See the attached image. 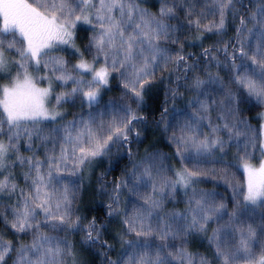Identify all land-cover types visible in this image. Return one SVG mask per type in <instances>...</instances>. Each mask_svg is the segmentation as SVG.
Listing matches in <instances>:
<instances>
[{"label":"snow or ice","instance_id":"obj_1","mask_svg":"<svg viewBox=\"0 0 264 264\" xmlns=\"http://www.w3.org/2000/svg\"><path fill=\"white\" fill-rule=\"evenodd\" d=\"M141 3L0 0V81H7L0 83V264H81L67 240L74 231L83 232L81 247L87 245V250L114 247L103 235L108 227L95 218L84 225L76 214L80 187L60 179L90 170L113 147L125 150L131 171L114 180L110 189L103 176L98 181L100 194L108 196L107 223L122 216L117 233L121 254L112 260L105 251V264H264V251L259 257L253 252L251 227L246 235L241 233L234 250L227 245L229 234L223 226L208 235L210 222H219L226 205L197 190L202 170L183 168L168 176L159 153H146L136 161L130 147L141 142L140 129L148 121L142 114L146 97L153 98V111L161 117L156 123H165L167 131L166 105L191 92L188 103L194 111L174 141L178 149L192 148L198 155L224 153L234 142L236 159L248 173L243 199L264 208V163L259 168L248 163L250 148L264 157V131L256 133L239 108L253 101L264 105V0H203L199 12L193 0H160L155 13ZM181 9L186 23L179 19ZM78 25L88 26L81 30L91 33L85 45L90 60L77 46ZM230 28L235 35L225 39ZM192 30L193 43L202 42L206 33L218 39L208 47L201 43L199 54L189 52L184 34ZM68 48L78 54L77 63L62 55ZM213 67L228 69L227 83ZM114 74L126 90L122 99L130 103L110 101L101 110V93ZM41 82L47 86H38ZM56 82L73 86L57 93ZM161 89L163 108L156 102ZM75 97L82 98V111L67 120L60 109ZM259 118L264 120V112ZM203 121L210 131L197 134L192 125L199 127ZM17 167L22 169L19 177ZM141 186L150 187V194L140 196ZM124 189L147 207L121 213ZM181 190L185 208L164 211L165 200H175ZM133 234L134 239H125ZM194 234L206 237L211 259L189 249Z\"/></svg>","mask_w":264,"mask_h":264},{"label":"trees","instance_id":"obj_2","mask_svg":"<svg viewBox=\"0 0 264 264\" xmlns=\"http://www.w3.org/2000/svg\"><path fill=\"white\" fill-rule=\"evenodd\" d=\"M197 5L196 11H200V7L203 4V0H193ZM141 6L148 9L151 12H157L160 6V0H142ZM179 19L181 22H185L184 10L181 9L178 12ZM212 18L209 17L210 21ZM208 22V21H205ZM171 23L175 24L176 21L172 20ZM186 23V22H185ZM81 29H76V43L77 46L85 53L87 59H91L90 55L87 53L85 45L88 43V38L91 33L88 31H83ZM185 43L189 46L187 51L199 54L200 44L203 43L204 47H208L210 44L214 43L217 37H213L212 34H205V39L201 41L195 40L196 32L192 30L190 32H185ZM235 32L232 28L229 29L225 39L234 37ZM211 37V38H210ZM78 54H65V59L71 64L78 62ZM213 72L219 71V74L225 77V82L227 83V72L228 69L221 68L217 70L213 67ZM114 79L111 81L108 88L103 89V94L101 97V103L98 106L103 110V106L109 104V102L115 103H130L127 99H122L124 92L126 91L122 87L119 75L114 74ZM47 86V82H41L39 84ZM55 91L57 93L62 91H70L72 84H67L61 87L60 83L56 82ZM183 91V90H181ZM214 98L220 99V95L213 93ZM80 97H75L76 100L73 105L70 104V100L62 105V111L64 112L67 120H72L75 115L81 113V99ZM192 99V93L186 92L183 95L176 98L175 102H169L166 106L169 109V113L166 117V123L169 125L168 130L165 131V123L157 125V121L161 119L159 111H153L154 100L152 97H146L147 104L145 110L142 113L148 117L146 122V127L141 126L142 136L141 142H133L130 147L134 153V160L139 161L146 153H159L160 157L164 161L165 174L168 176H174L175 172L183 168L192 170L194 167L202 170L203 175L196 178L197 183L195 187L198 191H203L211 194L210 199L214 203L223 202L226 207L223 211L222 218L217 222L215 219L210 222L208 235H211V230L217 227H224V231L229 235L226 239L227 245L233 250L239 243L241 233L247 234V230L251 227L255 236L252 238V249L253 252L259 257V254L264 251V208L259 205H249L243 199V194H245V175L242 170V163L236 159L237 148L233 142L229 145L224 153L214 150L212 153L198 155L196 151L192 148L188 150L178 149L177 144L174 142L181 136V129L186 125L191 123L190 117L194 111L193 108L189 107V101ZM156 102L161 108L165 106L164 100V90L161 89L158 99ZM135 107V105H133ZM242 112L243 119H246L251 125L252 129L256 133L264 131L261 129V125H264V120L259 118V114L264 112V105L257 104L253 101L251 104H244L239 106ZM88 109L84 108L83 112L87 113ZM213 119L216 118V113L212 114ZM195 128V125H192ZM199 131L197 134L207 133L210 131L208 128L207 121H203L199 124ZM226 139V134L222 133ZM135 139V137H133ZM251 157L248 163L253 165H259L260 161L264 159L259 153V151H253L249 149ZM27 154V153H25ZM41 150V155H42ZM242 154V153H241ZM222 157V159H221ZM131 171V162L125 153L124 149H118L113 147L111 154L108 157L102 158L95 162L94 166L83 173H78L77 175H67L60 177V179L65 178L71 182L75 181V184H69L70 187H80V192L78 196V203L76 204V214L82 218L84 225L91 221L93 218L97 220L98 224L105 225L108 227V231L103 233L104 238L113 244L114 247L109 251L107 249H93L87 250V245L81 247V241L83 238L82 231H74L67 236V240L70 244L74 245L77 252L79 253V260L81 264H105V256L103 253L108 252V257L112 260L118 259L121 254V241L117 235L121 228V217L111 218L113 223L109 225L107 222L110 219L107 217L106 213L108 211V196L107 194L101 195L99 183L100 179L104 178L105 183L108 184L109 189L111 183L114 180H118L121 176H124L126 172ZM22 169L17 167L15 169V175L20 176ZM19 173V174H18ZM82 177V179H81ZM125 178H127L125 176ZM18 183L23 187V180L18 179ZM62 187V186H61ZM150 187L145 188L140 187V196L150 194ZM98 193L95 199V194ZM5 197V201H7ZM186 197L183 194V190L180 191L179 195L175 200H165L164 211L172 212L174 210H183L186 206ZM147 207L144 205L142 199L136 196H132L127 189L123 190V196L121 198V213L125 210L131 214L134 208L140 206ZM246 205V207L244 206ZM8 205L5 203L4 208L7 209ZM236 212L235 217L232 216L233 212ZM155 219V214L153 216ZM232 220V224L229 225L228 221ZM0 230H4V226L0 224ZM6 236L11 238V232L6 231ZM51 235H57L56 232L49 233ZM63 238L64 233H59ZM135 238L134 234L125 237V239ZM156 243H159L157 240ZM179 241H176L177 246H179ZM188 247L191 251H198L202 254L208 255L211 259V249L208 245L206 237L201 234H194L189 238ZM175 264V262H174Z\"/></svg>","mask_w":264,"mask_h":264},{"label":"rangeland","instance_id":"obj_3","mask_svg":"<svg viewBox=\"0 0 264 264\" xmlns=\"http://www.w3.org/2000/svg\"><path fill=\"white\" fill-rule=\"evenodd\" d=\"M88 26H86V25H78V27L77 28H87ZM65 54L67 55V54H72V49H70V48H68V49H66V51L65 52H63L62 53V55H64V57H65ZM0 83H7V81L5 80V81H0ZM58 83H60V82H58ZM68 84H72L71 82H69ZM38 86H40V85H38ZM73 86V85H72ZM41 87H44V85H41ZM102 94H103V91H102V93H101V97H102ZM80 99H82V98H80ZM79 98H78V100H80ZM74 100V102L76 101L75 99H73ZM73 100H70V104L71 105H73ZM61 111H62V108L60 109ZM63 112V111H62ZM195 128H196V131H199L198 130V127L195 125ZM261 163H264V159H262L261 161H260V163H259V165L261 164ZM253 168H259V165H253L252 163H249ZM242 170H243V172H244V175H245V194H246V192H247V183H248V173L245 171V169L243 168V166H242ZM19 174V173H18ZM61 180H63L64 182H67V181H69L68 179H65V178H62ZM71 184H75V181L74 180H71ZM97 196H98V193H96L95 194V199L97 198ZM248 203V202H247ZM249 204V203H248ZM249 205H252V204H249ZM252 206H254V205H252Z\"/></svg>","mask_w":264,"mask_h":264}]
</instances>
